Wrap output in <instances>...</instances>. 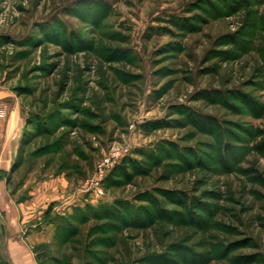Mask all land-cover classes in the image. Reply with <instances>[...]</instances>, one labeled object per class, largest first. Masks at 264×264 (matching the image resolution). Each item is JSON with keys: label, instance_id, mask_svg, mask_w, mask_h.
Returning <instances> with one entry per match:
<instances>
[{"label": "rangeland", "instance_id": "1", "mask_svg": "<svg viewBox=\"0 0 264 264\" xmlns=\"http://www.w3.org/2000/svg\"><path fill=\"white\" fill-rule=\"evenodd\" d=\"M8 238L38 264L41 239L44 264H264V0H0V264Z\"/></svg>", "mask_w": 264, "mask_h": 264}, {"label": "crops", "instance_id": "2", "mask_svg": "<svg viewBox=\"0 0 264 264\" xmlns=\"http://www.w3.org/2000/svg\"><path fill=\"white\" fill-rule=\"evenodd\" d=\"M5 142H6V138H5ZM72 195V197H71ZM71 195H68V198L71 197L69 200L67 199V203L68 204H73L72 202L75 201H79L80 202V196H81V192L75 191L74 193H71ZM77 196V199H74V197ZM34 198H31V201H33ZM72 207H68V210H70ZM37 239H39V237H37ZM10 239L8 238V251H9V257L10 260L13 264H38L37 262L34 261L33 258H31V251L30 248L28 247V243L27 242H23L22 241H17V246L15 247V249L13 248V250H11L10 247ZM45 242L44 239L38 240L37 242H35V244H39ZM26 246V247H25ZM29 249V250H28Z\"/></svg>", "mask_w": 264, "mask_h": 264}, {"label": "trees", "instance_id": "3", "mask_svg": "<svg viewBox=\"0 0 264 264\" xmlns=\"http://www.w3.org/2000/svg\"><path fill=\"white\" fill-rule=\"evenodd\" d=\"M126 163H127V159H125L123 162H120V163L116 164L115 167L112 169V171L107 176L105 182L110 180V178L114 177L117 173L125 172ZM67 225L69 226V224H67ZM57 229H58L57 236H60V234H61L60 231L63 232L64 230H67L66 226H64V225L63 226L59 225L57 227ZM68 231L69 230H67V232H66L67 234L69 233ZM34 252L37 255V261L39 262V264H44L42 262L43 261L42 258H52V256H50V254H49L50 253V244L48 242L37 244L34 247ZM6 262H7V264H13L8 256L6 258Z\"/></svg>", "mask_w": 264, "mask_h": 264}, {"label": "built area", "instance_id": "4", "mask_svg": "<svg viewBox=\"0 0 264 264\" xmlns=\"http://www.w3.org/2000/svg\"><path fill=\"white\" fill-rule=\"evenodd\" d=\"M121 154L117 152L114 154V159L110 157H106L103 159L100 167L97 169V172L95 173V176L92 179V184L95 185H101L109 175V173L112 171V169L115 167L116 164H118L121 160Z\"/></svg>", "mask_w": 264, "mask_h": 264}, {"label": "bare ground", "instance_id": "5", "mask_svg": "<svg viewBox=\"0 0 264 264\" xmlns=\"http://www.w3.org/2000/svg\"><path fill=\"white\" fill-rule=\"evenodd\" d=\"M11 125H12V124L10 123V125L8 126V129H7V135H6V139H7V140H6V145H8V144L10 143L9 141H10ZM12 126H13V125H12ZM5 147H6V146H5ZM2 159H3V156H2ZM2 159H1V160H2Z\"/></svg>", "mask_w": 264, "mask_h": 264}]
</instances>
